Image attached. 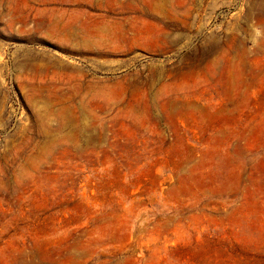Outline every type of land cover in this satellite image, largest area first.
Returning <instances> with one entry per match:
<instances>
[{
	"label": "rangeland",
	"instance_id": "obj_1",
	"mask_svg": "<svg viewBox=\"0 0 264 264\" xmlns=\"http://www.w3.org/2000/svg\"><path fill=\"white\" fill-rule=\"evenodd\" d=\"M0 264H264V0H0Z\"/></svg>",
	"mask_w": 264,
	"mask_h": 264
}]
</instances>
